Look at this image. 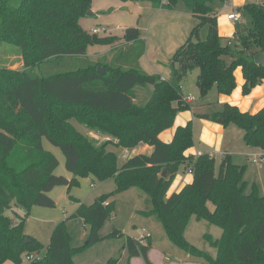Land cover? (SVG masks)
<instances>
[{
  "label": "trees",
  "instance_id": "obj_1",
  "mask_svg": "<svg viewBox=\"0 0 264 264\" xmlns=\"http://www.w3.org/2000/svg\"><path fill=\"white\" fill-rule=\"evenodd\" d=\"M132 1L174 8L179 0ZM183 1L198 23L173 54L172 74L165 79L140 67L145 48L137 52L135 61L125 59L122 64L89 57L91 45L114 46L125 40L122 47L133 46L141 35L138 27L127 28L123 37L85 29L81 19L89 16L93 0H21L18 6L0 0V47L4 42L15 45L24 61L22 69L0 65V264L7 260L22 264L31 254L41 255L28 264H75L76 255L103 240L100 230L116 209L112 196L133 187L151 197L152 208L143 214L155 215L172 241L206 264H264V195L256 185L246 191V166L235 163L228 153L220 164L206 152L187 156L185 151L195 144L192 121L179 126L171 142L160 138L174 125L177 114L190 108L181 83L194 70H199L197 84L203 97L214 86L221 94L233 93L238 67L243 71V94L263 81L264 63L257 57L264 55V4L237 7L250 14L252 27L238 28L233 44L231 39L222 41L215 13L214 3L225 0ZM205 27L208 33L202 37ZM147 84L154 86L153 93L145 104H138L136 87ZM196 116L225 127L236 125L247 145L264 150V107L253 113L227 102L221 109ZM73 118L108 138L101 142L83 133ZM43 137L63 150L72 179L55 174L60 161L44 148ZM143 143L153 150L122 164L116 151L108 148L132 149ZM182 165L194 179L168 196ZM89 176L114 179L116 188L90 204L79 201L69 217H81L90 225L86 243L71 245L64 222L55 226L48 244L24 231L33 206L56 205L49 195L55 187L79 184L78 177ZM15 206L25 211L15 212L16 219L8 213ZM192 217L222 228L218 238L205 235L217 249L216 256L186 238ZM115 234L120 233L115 230L111 235ZM126 247L130 257L156 264L150 258L151 241L128 236Z\"/></svg>",
  "mask_w": 264,
  "mask_h": 264
},
{
  "label": "rangeland",
  "instance_id": "obj_2",
  "mask_svg": "<svg viewBox=\"0 0 264 264\" xmlns=\"http://www.w3.org/2000/svg\"><path fill=\"white\" fill-rule=\"evenodd\" d=\"M12 4L18 6L21 0H11ZM234 8L246 2H264V0H232ZM94 9L98 12L87 16L81 24L88 31L93 32L94 28L99 29L100 36L118 35L124 36L129 27H138L141 31L139 41L133 46L122 47L125 40L111 45H91L88 48V55L92 60L105 59L109 63L122 64L125 59L135 61L137 52L145 48L140 67L149 73H156L158 65L161 72L167 76L172 74V57L177 48L183 44L191 34L194 26L198 23L197 18L188 9L183 0H179L174 8H161L157 10L149 1H123V0H94ZM215 13H218L219 30L222 32V41L227 43L230 39L233 44L237 38L232 36L234 28L252 27V17L246 11L241 14V21L234 22L228 19L232 7H224L221 2H215ZM112 8L111 12H106ZM93 11L94 9L91 8ZM95 12V11H94ZM106 29V30H104ZM95 33V32H93ZM207 28H203L202 37L207 36ZM135 64V63H134ZM0 65L22 69L24 61L19 48L7 42L0 47ZM130 66V65H129ZM199 70L196 69L182 81V92L186 96H192L193 106L197 113L215 111L221 109L224 102L215 87L210 94L202 96L197 84ZM154 86L147 84L136 87L137 103L145 104L152 95ZM184 95V96H185ZM206 104L199 107V104ZM72 123L83 133L96 137L99 141L106 139V135L99 130H92L80 123L77 119H71ZM94 132L96 135H94ZM243 130L236 125H230L226 133V146L232 149V158L235 163L245 165L246 191L251 192L253 186L258 187L259 193L264 195V158L260 154L264 150H255L246 147L243 140ZM199 136L197 133L196 137ZM198 138V137H197ZM198 143V142H197ZM43 145L46 150L51 151L60 161L55 174L64 175L69 179L74 177L66 167V158L63 150L52 143L47 137H43ZM118 154L120 162L125 159L126 148H110ZM130 154L135 155L138 151L128 149ZM252 152L251 155H248ZM258 152V153H256ZM255 153V154H254ZM217 163L222 160L221 153H215ZM257 159V162L254 159ZM189 173V172H188ZM79 184L60 185L55 187L49 195L55 200L54 207L33 206L31 213L24 222V231L47 244L55 226L64 222L69 233L70 242L73 246L83 245L88 241L90 225L81 217L69 218L78 208L80 202L90 204L94 199L104 193L114 191L116 182L108 179L106 182L94 176L78 177ZM170 196V195H169ZM115 200V211L107 219L100 230L103 240L93 244L86 251L75 256V264H145L142 257H130L126 247L128 236H132L143 242H152L150 258L156 264H206V261L186 251L170 239L163 222L155 215H145L144 211L152 208L151 197L148 193L137 187L116 193L112 196ZM18 207L9 210L13 218H17ZM19 211L24 214L23 210ZM19 214V213H18ZM18 220V219H17ZM16 220V221H17ZM115 230L120 234L111 235ZM214 238L222 235L220 226L211 223L206 219L192 217L185 231L186 238L200 249L216 256L217 249L211 245L206 234ZM28 256L25 255L22 264H28ZM3 264H16L7 260Z\"/></svg>",
  "mask_w": 264,
  "mask_h": 264
},
{
  "label": "crops",
  "instance_id": "obj_3",
  "mask_svg": "<svg viewBox=\"0 0 264 264\" xmlns=\"http://www.w3.org/2000/svg\"><path fill=\"white\" fill-rule=\"evenodd\" d=\"M241 0H238V4H240ZM94 3V0H93ZM247 3V2H246ZM258 3H262L264 4V2H258ZM224 7H226L225 3ZM245 4V3H244ZM242 4V5H244ZM241 5V6H242ZM239 7V5H238ZM92 8L94 9V5H92ZM157 10H161V8H158ZM95 14H97L98 12L94 9ZM242 14V12H240ZM87 17H83L81 19V21ZM218 26H219V19H218ZM245 27H243L242 29L244 30ZM86 29V28H85ZM238 28H234L233 32H232V36L235 34V32L237 31ZM141 32V31H140ZM219 33L222 35V32ZM144 57V56H142ZM141 57V60H142ZM172 68V65H171ZM143 69V68H142ZM156 73H159L163 78H170L171 76H167L166 74H163V72H161L159 66H156ZM236 78H237V87L235 88V90L233 91V93L231 94H221L220 98L224 101V102H228L231 104H235L238 105L242 110L244 111H250V112H257L258 110H260L261 108L264 107V79L263 81L258 84L257 86H255L253 88V90L245 95L243 94V84H244V77H243V71H242V67H238L236 70ZM182 86V84H181ZM216 86H214L210 92L215 88ZM210 92L206 95V97L210 94ZM137 95L138 93H136V98L135 101L137 102ZM185 94L183 93V97L184 100L186 102L189 103L190 108L180 111L176 118H175V122L174 125L164 131H162L160 133V138L165 141V142H171L175 136L176 130L179 126H185L187 125L190 121H192L193 123V129H194V139H195V144L188 148L185 151V154L187 156L189 155H199L202 153H210L211 155L214 156L215 153H221L222 157L225 153H228L232 156V149L230 150V148H228V146H226V133L229 127H225L220 123L217 122H213L211 120H207V119H203V118H199L196 116L197 111L195 110L193 104V97L192 96H184ZM206 104H199V107H203ZM93 133L94 135H96L94 132H90ZM197 133H199V136L196 137ZM96 137H98L96 135ZM108 137H106L107 139ZM198 142V143H197ZM120 148L119 146H115V145H110L108 148ZM246 147H251L250 145H247ZM252 149L257 150H262L261 148L258 147H253ZM132 151H138L136 154H140V153H150L153 150V147L149 144L143 143L138 145L135 148L130 149ZM258 153V152H256ZM135 154V155H136ZM252 152H249L248 155H251ZM255 154V153H254ZM134 156V155H133ZM125 159L123 160V162H125L127 159H129L130 157H132V154H130V152H128L127 148L125 151L124 156ZM123 162H120L119 159V163L122 164ZM187 170L184 169V165L181 166L179 172L177 173L173 184L171 186V188L168 191V196L171 195L174 192H178L180 191L186 184L190 183L193 181L194 176L192 172H189ZM106 182V181H104ZM20 210H23V208L18 207ZM18 209V213L19 214H23L19 211ZM25 212V211H24ZM75 212V211H74ZM73 212V213H74ZM72 213V214H73ZM49 243V242H48ZM47 243V244H48Z\"/></svg>",
  "mask_w": 264,
  "mask_h": 264
},
{
  "label": "built area",
  "instance_id": "obj_4",
  "mask_svg": "<svg viewBox=\"0 0 264 264\" xmlns=\"http://www.w3.org/2000/svg\"><path fill=\"white\" fill-rule=\"evenodd\" d=\"M225 5L226 7H232V10L230 11V13L228 14V19L231 20V21H234V22H239L241 21V13L239 12V10L236 8H234L233 6V2L232 0H225ZM106 30V29H104ZM93 32L95 33H98L99 32V29L97 28H94L93 29ZM200 155V154H199ZM262 156V158H264V153L263 154H260ZM255 162H257V159L255 158L254 159ZM107 204V202H106ZM41 254H31L28 256V259H29V262L37 259L40 257Z\"/></svg>",
  "mask_w": 264,
  "mask_h": 264
},
{
  "label": "water",
  "instance_id": "obj_5",
  "mask_svg": "<svg viewBox=\"0 0 264 264\" xmlns=\"http://www.w3.org/2000/svg\"><path fill=\"white\" fill-rule=\"evenodd\" d=\"M89 14L93 15V14H95V12L92 9H90ZM257 61L260 63H264V55L257 57ZM99 71H101L102 73L106 72V70L102 67H99ZM167 173H168V168H165L162 172V176H164V177L167 176Z\"/></svg>",
  "mask_w": 264,
  "mask_h": 264
}]
</instances>
